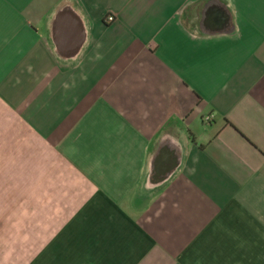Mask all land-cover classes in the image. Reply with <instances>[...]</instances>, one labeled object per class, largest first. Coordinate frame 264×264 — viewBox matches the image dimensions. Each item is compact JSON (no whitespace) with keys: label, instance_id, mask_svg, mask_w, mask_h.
I'll return each mask as SVG.
<instances>
[{"label":"crops","instance_id":"0c3cea01","mask_svg":"<svg viewBox=\"0 0 264 264\" xmlns=\"http://www.w3.org/2000/svg\"><path fill=\"white\" fill-rule=\"evenodd\" d=\"M0 264H264V0H0Z\"/></svg>","mask_w":264,"mask_h":264},{"label":"built area","instance_id":"2783aa9c","mask_svg":"<svg viewBox=\"0 0 264 264\" xmlns=\"http://www.w3.org/2000/svg\"><path fill=\"white\" fill-rule=\"evenodd\" d=\"M113 21H114L113 16H108V17H106V19H105V22H106L107 24L112 23Z\"/></svg>","mask_w":264,"mask_h":264}]
</instances>
